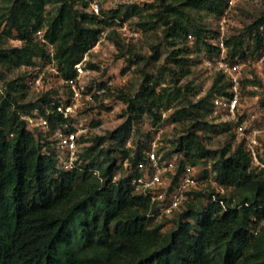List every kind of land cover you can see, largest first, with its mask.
Listing matches in <instances>:
<instances>
[{
	"label": "trees",
	"instance_id": "obj_1",
	"mask_svg": "<svg viewBox=\"0 0 264 264\" xmlns=\"http://www.w3.org/2000/svg\"><path fill=\"white\" fill-rule=\"evenodd\" d=\"M0 4V66L6 71L46 57V45L35 39L36 31L46 29L61 70L71 77L74 65L112 24L88 12L87 0H0ZM227 4L228 0H153L144 7H120L108 18L125 21L138 15L143 19L140 28L163 25L166 36L176 42L190 32L199 39L206 32L193 23L190 11L205 10L206 15L220 17ZM47 6L53 10L48 11ZM244 34L225 39L228 57L237 62L262 55L264 14ZM113 35L115 31L108 36ZM216 37L214 31L206 45L218 52ZM247 37L253 43L248 47ZM10 39H18L21 45L6 47ZM116 39L121 47L124 39ZM190 52L187 47L174 54ZM159 56L157 52L155 59ZM0 77L4 79L2 72ZM152 80L147 75L137 94L127 97L128 120L108 137H98L92 151L109 138L120 141V156L130 155L124 145L133 121L139 122L145 115L156 121L161 115L158 84ZM4 86L6 91L0 93V264H264V170L252 167L243 142L233 150L220 151L212 167L217 182L232 188L233 193L217 194V201L212 200L213 193H206L207 202L200 208L188 203L176 214L173 227L164 232L162 224H151V198L135 193L131 186L132 177L140 174L137 170L113 181L116 171L125 170L120 157L112 155L105 166L86 157L72 171L59 170L55 153H42L39 139L21 117L35 108L45 112L50 94L20 103L18 93L30 90L23 73ZM230 86L226 75L219 73L206 94L195 103L188 100L187 107L174 114L175 121L191 124L177 142L178 151L184 154L178 162V175L186 164H199L210 155L199 131L217 132L220 124L205 118L213 111L214 97L227 94ZM176 90V95L182 94L181 88ZM60 120L51 115V126ZM144 146L139 142L134 157L129 156L133 168L144 158ZM95 169L101 178L94 174ZM203 172L202 178L210 174L207 169ZM203 194L195 192L196 196Z\"/></svg>",
	"mask_w": 264,
	"mask_h": 264
},
{
	"label": "built area",
	"instance_id": "obj_2",
	"mask_svg": "<svg viewBox=\"0 0 264 264\" xmlns=\"http://www.w3.org/2000/svg\"><path fill=\"white\" fill-rule=\"evenodd\" d=\"M235 1L228 0V6L218 22L217 37L214 40L219 50L218 57H215V64L226 75L231 86L227 95L214 97L211 116L231 126L237 139L243 142L252 167L264 170V148L261 142L264 137V107L253 113L250 118L244 116L241 98L242 69L245 62L230 59L225 45L229 26L228 12ZM143 2L144 0H87L88 12L107 19L115 25L111 24L101 31L97 42L74 65V74L71 77H66L61 70L56 58V48L46 39V29L36 31L35 39L46 45L47 55L44 58H36L34 64L22 65L20 69L25 76V84L30 90L38 97L50 94V98L44 106L45 112L35 108L30 112L22 113L21 117L27 129L39 139L42 153H55L59 170L72 171L85 161L86 157L80 155L79 147L90 138L92 120L90 121L85 115L86 111L93 108L96 100H102L114 89L115 81L106 72L109 53L104 48L115 50V44L109 40V33L119 32L122 38L129 42L136 39L142 32L139 27H131L127 21L108 18V15L120 7L140 6ZM191 38L193 37L190 36ZM98 53L103 55L99 59H91V54ZM263 60L264 56H261L260 61ZM260 74L263 76V73ZM104 102L107 101L104 100ZM118 107H123L122 103H118L115 110H118ZM51 115L61 119L54 127L51 126ZM258 117L261 118L260 122L258 120L256 124L251 122ZM141 126L148 137L147 139L143 137L142 141L145 145L142 150L144 158L138 161L135 168L130 165L129 156L134 157L140 141L136 137L129 138L124 147L130 151V155L126 158L120 156V163L125 171L122 169L116 171L113 181H118L121 177L131 175L134 170H137L140 174L132 177L131 186L135 193L151 198L155 208H152L149 216L171 217L174 212L182 208L190 193L203 186V180L194 174L193 168L188 164L178 175L180 158L167 157L159 152L164 133L161 122L154 123L145 115L141 119ZM94 174L101 178L99 170L95 169ZM176 176L177 178L174 179ZM217 188V191L212 194L214 201L218 200L217 194H223L225 191V187L221 184H218ZM220 203L225 205L223 201Z\"/></svg>",
	"mask_w": 264,
	"mask_h": 264
},
{
	"label": "rangeland",
	"instance_id": "obj_3",
	"mask_svg": "<svg viewBox=\"0 0 264 264\" xmlns=\"http://www.w3.org/2000/svg\"><path fill=\"white\" fill-rule=\"evenodd\" d=\"M152 1L144 0L140 6L144 7L146 3H151ZM47 10L51 11L53 7L47 6ZM1 11L2 4H0V16ZM190 14L193 23L204 27L206 30L200 39L197 35L190 32L186 37L183 36L176 42H173L166 36L163 25L147 30L140 28L138 23L143 21V19L138 15L125 20L129 26L141 29L142 32L136 39L129 42L123 40L120 47L116 43V37H122L119 32L115 36L113 35V38L108 36L109 40L115 44V50L112 49L111 51L104 48L109 53L106 61V72L115 81L114 89L102 100H96L93 108L86 111L85 115L88 116L90 121L92 120L90 123L91 132L90 138L85 140L79 147L81 156L85 155L90 160H95L104 166L106 165L108 155L120 157L121 143L119 140L106 138L98 149L92 151L91 147L95 144L98 137H108L110 132L117 130L128 120L130 113L128 112L129 104L126 99H128V96L134 97L145 82L146 76L150 75L153 77L152 83L158 84L157 92L161 99L158 105V112L161 115L156 121L152 119L154 123L161 122L164 130L159 152L165 154L167 157L184 158V154L178 151L177 142L186 133L185 131L191 124L183 120L175 121L173 118L174 114L177 110L187 107L188 100H191L193 103L197 102L200 97L207 93L218 74L223 73L215 64V57H218L219 52L212 51L206 45V43H209L208 37L218 30V22L223 14L220 17L209 16L206 15L205 10H192ZM262 14H264V0H236L228 12L227 23L229 26L227 37L238 34L245 35L246 27ZM146 15H149L148 10L143 12L145 20L148 18ZM112 24L115 25V23ZM190 36L193 38L190 39ZM248 43L253 45L249 37L246 38V47H248ZM20 45L21 42L18 39H10V41L6 42V47ZM187 47L190 48V53L182 55L174 54L178 49H185ZM157 52L160 53L158 60L155 59ZM262 54L255 58H249L245 61V65H243L241 103L246 118H250L253 113L264 107V60L260 61L261 56H264V51ZM102 55L103 53L91 54L90 57L91 59H99ZM185 71H189V73L183 76L182 73ZM0 72L4 74V79L0 77V89L2 93L6 91L5 82L22 75L20 67L6 71L0 66ZM260 73H263V76ZM178 88L182 89V94L180 95H176V89ZM38 98V95L32 90H23L18 93L20 103L36 101ZM104 100L107 102H104ZM118 103H122L123 107H118V110H115V106ZM102 115L103 117L101 118ZM257 120L260 122L261 118L258 117L251 122L256 124ZM205 121L220 124L217 132H214L212 129L199 131L211 153L199 164H188L193 168L194 174L203 180V186L197 192L202 191L205 194L203 196H196V191H194L189 194L188 201L184 203L182 208L174 212L171 217L162 215L154 219L151 218V224H162L164 232H168L173 227L176 214L178 215L185 205L189 203L199 208L203 207L207 202L206 198L208 194L206 193L217 191L219 183L215 178V173H212L213 163L219 158L220 151L226 147H231L233 150L240 142L228 123L224 125L221 120L214 119L211 115L206 116ZM127 137L130 139H135L134 137L139 138L140 142L143 141V137L148 138L147 132L141 126V120L139 122L133 121ZM261 142L264 148V137ZM47 147L49 148L50 145L48 144ZM205 169L209 170L210 174L206 178H202ZM231 193H233L232 188H225L223 194L229 195Z\"/></svg>",
	"mask_w": 264,
	"mask_h": 264
}]
</instances>
